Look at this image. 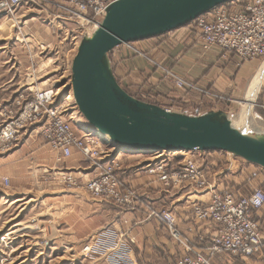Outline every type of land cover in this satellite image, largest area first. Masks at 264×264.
I'll list each match as a JSON object with an SVG mask.
<instances>
[{
	"label": "rangeland",
	"instance_id": "1",
	"mask_svg": "<svg viewBox=\"0 0 264 264\" xmlns=\"http://www.w3.org/2000/svg\"><path fill=\"white\" fill-rule=\"evenodd\" d=\"M40 2L34 4L35 6L28 3L22 4L17 20L9 22L7 26L0 30V83L3 84L11 80L15 84L12 88H17V91L9 96V103L0 107V112L5 107H14L17 96L28 90V87L31 90L53 87L58 89L59 97L50 110L55 111L56 107L67 102L65 105L63 104L64 106L58 108V113L61 112L72 123L73 127L88 136L110 143L109 140H102L99 137V131L87 122L78 110L71 91V62L77 52L78 44L83 38L80 37L83 30L79 25L64 22L61 19L59 8L55 4L56 0H41ZM89 30L90 28H88ZM92 31L89 32L92 33ZM135 44L137 43L123 45L140 52L136 49ZM142 54L146 53L143 52ZM13 55H17L18 59H14ZM263 62L264 55L245 61L244 64H247L246 68L248 69L246 87H248L255 72ZM239 64H243L242 61ZM20 66L22 68H19ZM117 67L118 64L114 63L113 68L115 71ZM161 68L164 67L161 66ZM162 71L164 73V70ZM115 76L120 83L118 76ZM178 76L181 75L178 74ZM181 77L185 79L183 76ZM185 81L193 83L195 88L181 89L173 82L174 88L182 94L189 91L199 92L201 96H207L209 99L207 101L210 102L203 101L197 107L190 102L180 104L178 108L182 109L181 112L192 114L223 109L227 111L231 121L236 120L242 112L241 102L246 98V87L244 90L242 89L243 91L236 88L237 93L235 94L232 90L230 92L209 90L190 80L185 79ZM258 90L251 119L247 117V120H251L253 123H250V126L249 124L235 123L236 127L249 134L264 132V126H262L263 128L260 127V123L264 124V78ZM26 92L27 95H33V93ZM136 98L148 100L147 102L153 104L156 103V99L151 93L148 95L138 93ZM14 111L16 113L20 109L15 108ZM40 126V123H36L19 128L17 140L11 148H7L5 142L0 139V157L18 147L30 132L43 138L45 143L56 151L46 140ZM32 129L37 131L34 132ZM148 155L144 163L151 160L149 157L152 154L148 153ZM164 156L176 160L184 157H194L199 160V163H202V157L208 156L209 160L205 166L209 167L208 172H210L211 178L220 188L222 186L234 188L244 193H249L257 187L264 188V168L251 164L242 157H237L231 153L215 151L205 152L200 156L195 152L184 154L173 151L172 153H165ZM164 156L161 157L164 158ZM83 158V160L89 161L84 156ZM87 161L85 162L86 165L90 164V161L89 163ZM121 161L124 169L126 162ZM43 168V170H36L33 166L28 165L27 175L20 178L19 174L15 176L13 173H5L4 165L0 161V264H143L145 262L174 264L178 257L188 252L171 236L166 227L165 236L170 242L169 246L173 247L171 259L162 258L164 257L162 255L157 259L140 257L138 255L140 253L138 249L139 239L136 233L127 226L125 229L120 228L114 223H110V220L104 219L102 224L105 227L99 228L91 235H84L91 224L99 222V214H95L94 208H92L94 203L97 204L99 200L86 189V182L92 179L95 174H78L75 173L74 169L58 171L47 167ZM18 170H20L18 167L13 169L14 172H18ZM62 171L66 174L70 173L78 179L75 186L62 180L59 176ZM186 191L190 195L197 194V196L201 193H197V190L193 187H187ZM206 197L202 196L201 199H197L206 200ZM194 198L191 197L192 200ZM143 200L146 199L142 197L139 200L140 207ZM174 200L173 198L165 199V202H163L165 205L163 206L179 211L180 204L187 205L184 199L178 202ZM103 205L114 211L118 208L120 210L129 208L126 206L116 207L110 203H104ZM139 206H135L136 209ZM180 212H182V209ZM178 215L181 216L180 213ZM256 215L258 219L262 220V229H264V208ZM126 221L122 220L121 222L125 223ZM182 236L186 238L183 233ZM186 239L190 240L189 238ZM163 246L165 249L166 245ZM206 246L207 244L201 242L191 243L190 245L191 248L202 251L203 254L207 252ZM166 251H163L162 254ZM155 252L158 251L155 250ZM257 255L260 256L264 264V250L263 253ZM216 256L218 255L210 257V264H226L218 260V262L215 261ZM255 262L257 261L254 260L250 263L256 264Z\"/></svg>",
	"mask_w": 264,
	"mask_h": 264
},
{
	"label": "built area",
	"instance_id": "2",
	"mask_svg": "<svg viewBox=\"0 0 264 264\" xmlns=\"http://www.w3.org/2000/svg\"><path fill=\"white\" fill-rule=\"evenodd\" d=\"M40 1L0 0V28L17 20L22 4L35 6ZM116 1L118 0H56L55 4L59 8L61 19L79 25L83 30L80 37H84L98 26L107 7ZM192 23L200 29L205 49L220 48L227 54L237 56L242 62L264 55V0H233L217 6ZM161 69L167 78L173 79L178 88H195L193 83L185 81L172 68ZM26 91L33 95H27ZM58 97V89L53 87L41 90H31L28 87V90L17 96L14 107L1 110V141L5 142L7 148H11L17 140L19 128L40 123L48 143L63 157L72 156L76 149L98 170L86 182V189L92 196L116 207L136 209L135 206L140 205L139 200L143 196L126 182L122 159L113 154L109 142L99 141L73 127L61 112H57L61 106L56 107L55 111L50 110ZM15 108L20 111L15 113ZM191 152L201 156L208 151L195 149L186 154ZM159 153L161 152L152 155V159L143 163L141 168L147 174L155 176L161 182L163 190L170 193L193 187L197 193L201 192L200 195L207 196L206 200L187 199L188 204L192 205L193 218L211 229L207 234L198 236V242L207 244V255L191 248V243L195 242L182 236L178 222L180 217L175 209L162 207L152 213L164 223L183 249L188 251L178 257L174 264H210V257L224 253L236 257H254L263 253L264 229L262 220L256 214L264 208V188L257 187L249 193L223 186L220 188L211 178L209 167L205 166L208 156L202 157L203 161L199 163L194 157H184L177 161L164 156L165 151L157 156ZM59 176L69 185L75 186L78 182L77 178L64 171ZM132 261L136 263L133 259Z\"/></svg>",
	"mask_w": 264,
	"mask_h": 264
},
{
	"label": "crops",
	"instance_id": "3",
	"mask_svg": "<svg viewBox=\"0 0 264 264\" xmlns=\"http://www.w3.org/2000/svg\"><path fill=\"white\" fill-rule=\"evenodd\" d=\"M136 43V49L140 52L131 50L128 46L122 44L109 53L112 64H118L116 71L113 68L114 74L118 76L121 86L128 93L136 97L138 93L142 95L151 93L156 99L155 102L164 108L182 111L181 108H178L180 104L190 102L197 107L203 101H210H207L209 100L207 96H201L199 92L189 91L182 94L174 88L173 79L164 76L161 66L167 69L172 68L173 71H176L186 80L195 82L200 87L209 90L228 92L232 90L236 94L238 89L244 90L247 85V64H244L245 62L239 64L241 61L237 56L227 54L220 48L205 49L200 37V29L194 23L185 25V27L171 31L168 34L139 40ZM143 52L146 54H142ZM13 58L18 59L17 55H13ZM13 86L15 84L11 80L3 84L0 83V107L7 105L10 99L9 96L17 91V88L13 89ZM198 114L204 113H192V115ZM32 130L37 131L36 129ZM112 149L114 153V148ZM148 153V151L139 153L124 148L115 154L116 157L126 162L124 167L126 182L136 188L140 195L146 199L142 201V206H139L138 209L126 208L120 210L118 208L114 211L110 207H105L104 203L100 201L97 204L94 203L92 208H94L95 214H99V222L91 224L84 235H91L99 228L105 227L102 224L104 219L110 220V223L124 229L127 226L136 233L140 243L137 241L140 257L157 259L162 255L164 256L162 258L171 259L173 247L169 246L170 242L165 236V225L159 218L152 215L154 211L157 212L159 208L164 207L163 202H165V199L173 198L175 202L186 200L187 205L180 204V210L176 209L177 213L181 215L178 222L186 238L197 243L198 236L207 234L211 229L193 218L192 205H188L187 199L197 197V194L190 195L186 190L167 193L162 189L161 182L155 176L147 174L141 168V165L146 161V156L150 155ZM83 159V155L78 150H75L70 157H63L60 152L51 149L43 138L33 132L27 134L26 139L18 147L0 157L5 173H13L15 176L19 174L20 178L27 175L28 165L33 166L36 170H43V167H47L58 171L74 169L75 173L78 174H96L98 170L93 166V163L88 164L89 161L86 160L88 162V165H86V161ZM16 167L20 168L18 172L13 171ZM198 196L202 197L204 195ZM181 209L182 212H180ZM122 220L127 221L122 223ZM163 245H166L165 249ZM150 246L152 247L150 248ZM155 250L158 252H155ZM163 251H166V253L162 254ZM217 260L226 264H252L250 262L256 260V264H263L258 255L257 257H236L224 253V255L216 256L215 261Z\"/></svg>",
	"mask_w": 264,
	"mask_h": 264
},
{
	"label": "water",
	"instance_id": "4",
	"mask_svg": "<svg viewBox=\"0 0 264 264\" xmlns=\"http://www.w3.org/2000/svg\"><path fill=\"white\" fill-rule=\"evenodd\" d=\"M230 1L118 0L81 39L71 62L72 95L87 122L110 137L114 155L124 148L224 151L264 168V132H244L223 109L192 115L138 99L121 86L109 58L121 44L168 34Z\"/></svg>",
	"mask_w": 264,
	"mask_h": 264
},
{
	"label": "bare ground",
	"instance_id": "5",
	"mask_svg": "<svg viewBox=\"0 0 264 264\" xmlns=\"http://www.w3.org/2000/svg\"><path fill=\"white\" fill-rule=\"evenodd\" d=\"M3 28H4V26H2L0 28V30H2ZM263 78H264V62L262 63V65L260 67H258V70L255 72V75L252 77L251 81L248 84V87L246 89L247 90V94L245 96L246 98L241 102L242 103V107H243L242 112L239 114V116L236 118V120L232 121V123L234 122V125H235V123H240V124H249V126H250V123H253L251 120H247V117H249L251 119V113H252L253 104L255 102V98H256V95H257V93L259 91L258 89L260 87V84H261ZM65 103H67V102H65ZM65 103H62L60 106H64ZM262 126H264V124L263 123H260V127H262ZM99 134H100L99 137H101L102 140H104V141L109 140L111 142V139H110V137L108 135H104V134H102L100 132H99ZM97 140H99V139H97ZM177 151L179 153L180 152L181 153H184V154L187 153L186 151H179V150H177ZM135 152H139L140 153L141 150L140 151L135 150ZM148 152L151 153L152 155H154V154H156L158 152H161V153L158 154V156L162 155V151H156V152H154V151H148ZM165 152L166 153H172V152H167V151H165ZM204 196H206V195H204ZM197 198H200L201 199V197H199V196H197V197L195 196L194 199H197Z\"/></svg>",
	"mask_w": 264,
	"mask_h": 264
},
{
	"label": "trees",
	"instance_id": "6",
	"mask_svg": "<svg viewBox=\"0 0 264 264\" xmlns=\"http://www.w3.org/2000/svg\"><path fill=\"white\" fill-rule=\"evenodd\" d=\"M233 0H231L230 2H232ZM229 3V2H228ZM111 53V52H110ZM140 99H142V98H140ZM143 100V99H142ZM145 101V100H144ZM208 152H215V151H208Z\"/></svg>",
	"mask_w": 264,
	"mask_h": 264
}]
</instances>
